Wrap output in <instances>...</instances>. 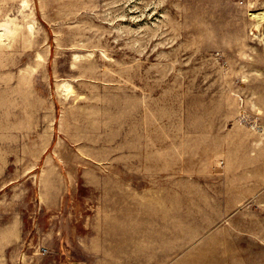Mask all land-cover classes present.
Here are the masks:
<instances>
[{"label":"rangeland","instance_id":"1","mask_svg":"<svg viewBox=\"0 0 264 264\" xmlns=\"http://www.w3.org/2000/svg\"><path fill=\"white\" fill-rule=\"evenodd\" d=\"M0 264H264V0H0Z\"/></svg>","mask_w":264,"mask_h":264},{"label":"built area","instance_id":"2","mask_svg":"<svg viewBox=\"0 0 264 264\" xmlns=\"http://www.w3.org/2000/svg\"><path fill=\"white\" fill-rule=\"evenodd\" d=\"M47 250H48L47 248H43V252H47Z\"/></svg>","mask_w":264,"mask_h":264},{"label":"bare ground","instance_id":"3","mask_svg":"<svg viewBox=\"0 0 264 264\" xmlns=\"http://www.w3.org/2000/svg\"><path fill=\"white\" fill-rule=\"evenodd\" d=\"M2 36V35H1Z\"/></svg>","mask_w":264,"mask_h":264}]
</instances>
